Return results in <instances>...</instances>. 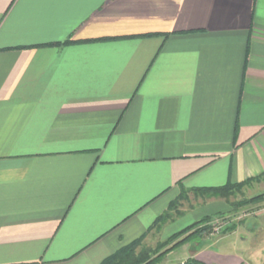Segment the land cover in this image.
<instances>
[{
  "label": "crops",
  "instance_id": "crops-1",
  "mask_svg": "<svg viewBox=\"0 0 264 264\" xmlns=\"http://www.w3.org/2000/svg\"><path fill=\"white\" fill-rule=\"evenodd\" d=\"M257 177L264 0H0V264H102L231 209L193 189ZM263 242L251 219L169 264Z\"/></svg>",
  "mask_w": 264,
  "mask_h": 264
},
{
  "label": "trees",
  "instance_id": "trees-1",
  "mask_svg": "<svg viewBox=\"0 0 264 264\" xmlns=\"http://www.w3.org/2000/svg\"><path fill=\"white\" fill-rule=\"evenodd\" d=\"M70 42V40L68 41ZM258 180L260 177L250 179L249 181H245L243 183L238 184H226L223 186L218 187H204V188H195L192 190L193 194L195 196L199 197H221V198H227L229 199L231 196L238 193L242 188H244L251 180ZM263 195H259L251 200L260 199ZM187 193L184 192L182 196L172 203L171 208L167 213L162 215L158 221L159 222H166L173 216V210L177 211L181 200L186 199ZM235 205V203H232ZM209 217V216H208ZM208 217L203 218L202 220H199L192 225L184 228L183 230L173 234L170 236L167 240L160 242L157 244L156 249L153 252V255H149V253L146 250H141L139 252L138 250L140 247L143 246V239L137 240L131 245H128L127 247H124L108 259H106L102 264H161L162 261L165 259L166 255L173 250H176L177 248H180L184 246L185 244L189 243L193 239H198L202 234H204L207 231H210V227L203 225V223L209 222ZM235 225H231L230 227H227L225 230L222 231L223 234L229 233L235 229ZM203 244V243H198ZM198 245L195 244L193 247V250L198 249ZM174 264H205L203 261L195 258L190 257L185 262L181 263H174Z\"/></svg>",
  "mask_w": 264,
  "mask_h": 264
},
{
  "label": "rangeland",
  "instance_id": "rangeland-1",
  "mask_svg": "<svg viewBox=\"0 0 264 264\" xmlns=\"http://www.w3.org/2000/svg\"><path fill=\"white\" fill-rule=\"evenodd\" d=\"M255 192V191H254ZM253 190H247L244 191L243 188L236 193L235 195L231 196L229 199L223 198L227 201L229 207L231 209L227 212L207 216L210 223L206 222L203 223V225H206L210 227V231L205 232L202 234L198 239H193L189 243L185 244L186 246H183L181 248H177L176 250H173L174 252H170L169 256H167L161 264H169L170 262H176L175 260L180 257H186L190 256V252H192L193 247L195 244L198 245V243H205V244H212L215 245V241H217L220 237H222L223 233L222 231L225 230L227 227H230L231 225H235L237 228L240 224H244L246 221H250L251 219H261L264 217V196H262L260 199L251 200L259 195H263L264 193H260L258 195H253ZM221 198V197H220ZM232 203H235L233 205ZM202 220V219H201ZM215 236V237H214ZM232 240H235V242ZM237 240L240 243V236L235 237V239H229L226 238L225 240H222V243L216 244L215 248L222 249L227 248L229 251L235 252L234 247L237 245ZM151 243V242H150ZM189 245V246H187ZM241 245V243L239 244ZM264 242L261 243L260 247H262L259 250V254L257 256L259 260H257V264H264ZM157 244L151 243L146 246L140 247L138 250L141 252V250H146L149 255H153L154 250L156 249ZM218 249V250H220ZM247 254V253H242ZM246 259V258H245ZM174 260V261H172Z\"/></svg>",
  "mask_w": 264,
  "mask_h": 264
}]
</instances>
